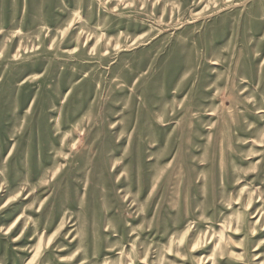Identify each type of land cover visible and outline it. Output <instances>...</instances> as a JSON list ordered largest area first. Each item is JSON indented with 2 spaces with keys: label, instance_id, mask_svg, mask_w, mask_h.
Instances as JSON below:
<instances>
[{
  "label": "rangeland",
  "instance_id": "obj_1",
  "mask_svg": "<svg viewBox=\"0 0 264 264\" xmlns=\"http://www.w3.org/2000/svg\"><path fill=\"white\" fill-rule=\"evenodd\" d=\"M0 264H264V0H0Z\"/></svg>",
  "mask_w": 264,
  "mask_h": 264
}]
</instances>
